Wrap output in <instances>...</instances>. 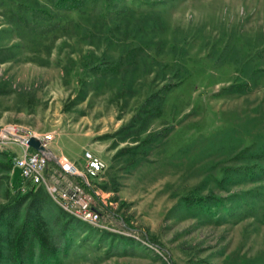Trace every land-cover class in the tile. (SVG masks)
Listing matches in <instances>:
<instances>
[{
    "label": "rangeland",
    "instance_id": "1",
    "mask_svg": "<svg viewBox=\"0 0 264 264\" xmlns=\"http://www.w3.org/2000/svg\"><path fill=\"white\" fill-rule=\"evenodd\" d=\"M54 3L0 0V128L51 134V152L78 170L86 150L106 164L91 181L101 227L42 202L58 264H264V194L245 195L264 181L235 174L264 169V0H85L59 15ZM130 45L140 56L128 71L94 74ZM173 85L161 117L142 123L144 100ZM8 175L0 208L20 180ZM206 196L222 207L184 200Z\"/></svg>",
    "mask_w": 264,
    "mask_h": 264
},
{
    "label": "trees",
    "instance_id": "2",
    "mask_svg": "<svg viewBox=\"0 0 264 264\" xmlns=\"http://www.w3.org/2000/svg\"><path fill=\"white\" fill-rule=\"evenodd\" d=\"M84 2L85 0H55L53 4L54 15H59L62 12H76L83 8ZM41 12H44L47 16L53 15L45 11ZM134 46L136 45L126 46L115 63L108 65L101 63L98 65L95 68V72L97 73L94 74L117 75L120 73L123 74L125 70L128 71L133 64L137 63L140 56L136 51L137 47ZM174 87L176 85L166 86L159 93L150 95L144 100L137 114L141 118L142 123L145 124L161 117L162 106L165 102L167 92ZM85 97V94L81 95V100H84ZM141 128H143V125ZM141 128L135 130V133L139 134L142 131ZM162 134L163 132H159L150 135L142 142L151 144L161 138ZM255 164L257 163H254L251 167H246L241 172L235 173L236 177L240 178L244 176L243 179L250 180L251 182H263L264 169L258 167V164ZM11 167L12 161L9 153L0 152V174L8 177ZM221 181L223 180L219 182ZM20 186L21 181L19 179L15 180L13 186V189L16 190L15 197L7 206L0 208V224L6 225L5 234L0 232V264H58V246L49 235L45 220L41 216L42 202L49 201V203H52V200L40 188L36 191L28 190L22 193ZM101 188L106 190L105 186ZM262 190H264V184L261 187L251 189L245 195L251 200H260L259 198L264 194L261 192ZM184 200L187 204L195 205L202 209L212 210V208L218 209L222 207L221 199L214 196L185 197ZM244 205L251 210L252 207H249L247 204ZM22 207L24 209L23 216L20 213ZM54 212L58 215H61V213L66 215L61 210L57 211V209H54ZM66 216L69 217L68 215ZM76 222L83 224L79 221Z\"/></svg>",
    "mask_w": 264,
    "mask_h": 264
},
{
    "label": "built area",
    "instance_id": "3",
    "mask_svg": "<svg viewBox=\"0 0 264 264\" xmlns=\"http://www.w3.org/2000/svg\"><path fill=\"white\" fill-rule=\"evenodd\" d=\"M30 137L37 138L47 149L53 142L51 134L36 135L20 125L9 124L0 128V152H6L3 150L7 144L19 149V153L7 152L11 156L12 167L21 180L20 191L26 192L27 185L42 188L52 202L70 218L91 227H101L102 214L96 205L98 188L91 181L103 174L105 162L86 150L83 155V170H78L73 162L64 157H56V170H49L50 160L23 142Z\"/></svg>",
    "mask_w": 264,
    "mask_h": 264
},
{
    "label": "water",
    "instance_id": "4",
    "mask_svg": "<svg viewBox=\"0 0 264 264\" xmlns=\"http://www.w3.org/2000/svg\"><path fill=\"white\" fill-rule=\"evenodd\" d=\"M23 142H25L29 147H31L35 151L43 154L48 160L56 162V157L51 152V150L43 146L37 138L30 137L27 140H23Z\"/></svg>",
    "mask_w": 264,
    "mask_h": 264
}]
</instances>
